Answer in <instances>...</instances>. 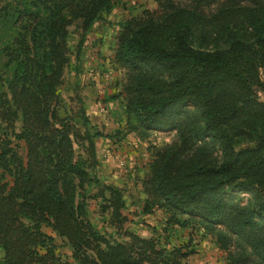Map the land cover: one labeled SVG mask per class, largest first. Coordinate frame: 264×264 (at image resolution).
Instances as JSON below:
<instances>
[{"label":"trees","instance_id":"1","mask_svg":"<svg viewBox=\"0 0 264 264\" xmlns=\"http://www.w3.org/2000/svg\"><path fill=\"white\" fill-rule=\"evenodd\" d=\"M153 1L120 22L113 54L126 72L115 134L175 132L141 178L140 213H163L143 235L95 173L102 132L81 95L60 93L69 27L85 33L114 0H0L1 264H186L195 249L169 240L175 228L210 236L227 264H264V0Z\"/></svg>","mask_w":264,"mask_h":264},{"label":"rangeland","instance_id":"2","mask_svg":"<svg viewBox=\"0 0 264 264\" xmlns=\"http://www.w3.org/2000/svg\"><path fill=\"white\" fill-rule=\"evenodd\" d=\"M155 7L153 0H114L112 10L85 33L78 26L71 25L68 32L70 62L60 85V93L66 99L73 88L78 91L91 123L102 132L95 137L98 157L95 173L100 180L122 188L127 204L125 212L131 219L128 224L143 235L151 233V226L161 225L163 213L158 210L150 214L140 213L141 178L148 170L155 149L172 141L175 132L152 130L144 137L133 131L125 135L115 134L116 130L124 127L121 83L126 72L114 61L113 54L120 22L141 14L144 8ZM259 96L264 99V89L259 90ZM93 190L89 188V191ZM87 201L88 216L94 226L101 231L112 232L106 223V215L100 213L99 200L88 198ZM43 230L54 236L56 252L68 257L70 249L65 240L49 227L43 226ZM189 237L195 251L186 258V264H227L225 251L210 236H200L198 231L190 236L188 229L175 228L171 230L169 240L187 241ZM1 256L0 250V264Z\"/></svg>","mask_w":264,"mask_h":264}]
</instances>
